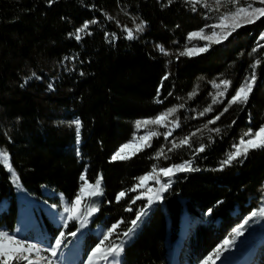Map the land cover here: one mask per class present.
<instances>
[{"label": "trees", "instance_id": "16d2710c", "mask_svg": "<svg viewBox=\"0 0 264 264\" xmlns=\"http://www.w3.org/2000/svg\"><path fill=\"white\" fill-rule=\"evenodd\" d=\"M247 3L262 6L259 0L235 4L230 0L171 4L168 0H54L51 5L48 0H0V148L9 152L18 176L13 178L0 161V203H7L0 211V230L13 232L22 208L17 199L20 191L35 198L33 227L25 237L43 232L48 240L54 239L59 227L47 219L37 201L59 205V198L43 196L42 188L71 200L82 174L91 184L102 177L103 195L94 200L99 211L80 242L86 254L99 241L91 232L94 228L106 230L123 220L117 229L123 232L146 203L139 200L133 211H126L140 191H128L120 202L117 193L131 189L154 165L167 167L193 159L200 171L171 178L162 200L154 203L125 244L120 260L121 264H168L185 219L179 254L184 264H200L264 204V149L252 150L243 163L219 170L232 145L249 128L264 125V48L257 47L264 17L243 25L222 43H212L205 53H179L186 46L209 44L199 38L189 40L188 34L204 28L209 35L206 25ZM92 20L96 23L81 31L82 39L77 41L76 30ZM141 22L143 30L137 31ZM129 31L134 39L127 38ZM256 61H260L257 82L248 104H233L209 123L227 106ZM165 74L168 79L158 96ZM225 79L231 84L226 97H220L216 85ZM214 98L222 103H213ZM209 106L212 111L205 112ZM173 108L176 111L163 125L136 128L137 120L154 119ZM77 118L79 142L71 123ZM215 128L221 131H211ZM137 131L159 135L130 159L112 161ZM169 131L172 134L165 139L163 134ZM185 138L187 143L181 144ZM202 144L205 151L194 156ZM161 149L163 155L157 158ZM258 222L264 224V217ZM75 229L76 224L70 223V230ZM111 240L119 242L115 236Z\"/></svg>", "mask_w": 264, "mask_h": 264}, {"label": "snow or ice", "instance_id": "6c2138e0", "mask_svg": "<svg viewBox=\"0 0 264 264\" xmlns=\"http://www.w3.org/2000/svg\"><path fill=\"white\" fill-rule=\"evenodd\" d=\"M54 0H48L49 5H51ZM169 4L173 0H168ZM189 3H192L193 0H188ZM198 2V0H197ZM219 3V0H217ZM237 0H230V3L235 4ZM245 2V0H241ZM259 4L262 6L255 7L251 3H247V6H238L234 11H229L224 15H221L218 18V22L206 25L205 27L211 29V33L206 35L204 28H201L199 31H194L188 34V39L199 38L202 40L209 41V44H206L203 47H185L183 51L179 53L180 56H193L200 53H205L209 50L212 43L220 44L224 40H227L229 36L232 35L237 29L241 28L243 25L252 24L255 21L260 20L261 17H264V0H259ZM195 10V8H193ZM96 23L95 20L86 21L82 28L76 30L75 39L77 41L81 40L80 36L81 31H86L89 24ZM220 29L221 32L218 33L216 30ZM137 31L143 30V22L136 26ZM73 35V34H69ZM128 39H134L132 32H128ZM259 41H264V32H261L259 40L257 42L258 48H264V44H261ZM157 47H160L159 45ZM161 51H164L160 47ZM256 51V48L253 49ZM260 61H256L251 65V73L246 76L245 80L242 82L241 86L236 89L235 94L227 100V106L216 115L213 120L209 123H215V120L220 119V117L227 112L229 107L233 104L247 105L250 99V96L253 92V89L257 82V72L256 67ZM35 75V74H33ZM83 75V73H81ZM168 79V74L161 79L160 87L157 89V95L159 96L161 88L164 86V81ZM231 82L229 80H221L219 85H216L218 89L217 95L220 97H226L228 89ZM221 85H223V90H219ZM51 88L52 85H49ZM171 95V93H169ZM193 93L189 94V98ZM158 103H162L161 100H157ZM222 101H217L215 98L213 103ZM179 107H183L180 105ZM176 111L175 108L167 110L165 113L156 116L154 119H145L137 120L135 122L136 128L139 129L141 125H163L166 121V118L169 114ZM212 111L211 106L205 109V112ZM204 115V113H200ZM76 126V134L79 142L80 135V120L71 122ZM233 124L236 122L233 121ZM176 127H179V123L176 124ZM174 130V129H173ZM219 133L221 130L218 128L211 129ZM171 131L164 133L165 139L171 135ZM159 133L149 132L147 136L140 137V140H143L145 143L137 147L136 152H133L131 155H136L137 152L143 151L145 147H150L151 137L157 136ZM181 144L187 143V138L180 142ZM130 143H126L120 146V148L112 155V161H125L131 158L130 155L126 154L125 150L131 147ZM173 147H176L175 143ZM206 146L201 145L194 152V156L198 157L200 153L205 151ZM256 149H264V125H261L259 129L253 130L249 128L248 132L241 136L238 142L232 145V150L229 151L226 158L220 162V169L223 170L226 166H232L234 163L239 162L243 163L250 151ZM171 151V149H169ZM163 155V149L157 153V158ZM10 154L6 149L0 148V161L3 162V166L10 172L13 178H17V173L14 171L12 165L9 162ZM200 171V168L194 166V160L188 159L179 164H171L167 167L153 166L151 173L140 176L138 183L134 184L131 189L122 190L116 194V201L120 202L124 198L128 191L135 192L137 189H145V191H140L136 196H133L129 202L126 211H133L132 205L136 204L139 200H146L138 210L135 211V217L131 219L130 226L123 232H118L117 229L120 223L124 221H117L112 223L110 227L102 231L99 241L95 244L94 247L87 253V259L82 261V264H121V254L124 251L125 244L129 239L133 237L137 228L142 223L144 217L149 214L151 207L154 203L162 200V194L167 191L171 184V178L178 173L186 172H196ZM154 174V175H153ZM161 177L167 178L166 182L161 181ZM80 187L74 197L71 200L62 197L61 205L52 204L50 208L53 210H58L62 207V212H53V220H56L57 214L59 215V220L57 221L59 228L56 233H54V239L47 240L42 239L38 241H32L27 238L21 237L18 232H10L8 230H0V264H58L59 258L63 255L62 250L68 247L69 240L71 237L76 239L78 234H81L82 229H84L90 222V219L95 213L99 211L100 205L95 203L94 200L98 196L103 195L102 187V177H98L94 184L89 183L86 180V176L82 174L79 177ZM154 180L158 188L146 187V182L149 180ZM209 214L212 212V209L208 210ZM256 217H264V207H260L258 210H253L250 215L245 218V220L232 229V234L230 237H225V239L216 246L212 253L201 262V264H208V261L213 260L221 261L223 264L224 256L223 254L230 251L233 246L236 245L238 237H242L245 233L246 228L250 226V222L253 221ZM70 222H76V229L70 230ZM115 236L116 240L119 242H113L111 238ZM122 237V239H121ZM42 253H47V256L42 255Z\"/></svg>", "mask_w": 264, "mask_h": 264}, {"label": "rangeland", "instance_id": "374dc122", "mask_svg": "<svg viewBox=\"0 0 264 264\" xmlns=\"http://www.w3.org/2000/svg\"><path fill=\"white\" fill-rule=\"evenodd\" d=\"M144 136H147V134L137 131L136 134L134 135V138L129 142L132 146L125 150L126 154L131 156L133 152H136L137 147L145 143L143 140H140V137H144ZM150 182H152L151 179L146 182V187H153V188L159 187V185H157L156 183H150ZM137 190L145 191L146 188L137 189ZM41 194L50 199H52L55 196L54 193L46 191V190L44 191V189L41 191ZM19 198L24 199V197H21V196H19ZM61 200H62V197L60 196L59 205H61ZM23 201H26L27 204L24 206V208L19 213L17 226L18 224L21 225V223L24 221H30L29 224L31 227L32 226L31 225L32 211H31L30 206L35 201V198L30 196L28 199L23 200ZM37 203L43 212H45L43 206L50 208V205H52L49 201H45V200H38ZM6 207H7L6 201H2L0 203V211L5 210ZM260 207H264V204ZM54 211L62 212V207ZM45 214L47 218L49 219L50 216H48L47 213ZM258 218L259 217H256L253 221L250 222V226L246 228L244 235L242 237L237 238L236 245L233 246L230 251L223 254L224 256L223 264H235L239 258L245 257L249 253H250L249 259L247 258V262L245 264H264V253H263L264 252V224L259 223ZM22 219L23 221H21ZM50 219L52 220V218ZM52 224L55 227H59L58 223L53 220H52ZM17 226L15 227L14 232H18ZM182 226H183V230L187 228L185 219H183L182 221ZM26 228H29V227H23V226L20 227V231L18 233L21 237L24 236L26 233L29 234L30 231L32 230V228H29V229H26ZM102 231H104L102 228L97 227L96 229H94L93 233L97 234L100 239L102 238L101 237ZM231 234L232 232L230 233L229 237L231 236ZM183 235L184 234H182V237ZM27 239L32 240V241H38L42 239H47V237L45 233L42 232L39 235H35L33 233L29 235ZM68 240L70 241L68 244V247L62 250L63 255L59 258L58 264H82V261L87 259V254H83L80 250L79 243L81 239L79 237V234L76 239L69 237ZM42 255L47 256V253H42ZM208 256L209 255H207L206 257ZM178 259L180 260V264H184L185 259L181 254L178 255ZM214 259H215L214 257L210 259L208 261V264H213ZM215 264H221V261H215Z\"/></svg>", "mask_w": 264, "mask_h": 264}, {"label": "bare ground", "instance_id": "6f19581e", "mask_svg": "<svg viewBox=\"0 0 264 264\" xmlns=\"http://www.w3.org/2000/svg\"><path fill=\"white\" fill-rule=\"evenodd\" d=\"M43 208H44V211L48 214V216H50V218H52V220H53L52 213L55 212V211L53 209L49 208V207H46V206H43ZM58 220H59V215L57 214L56 220H53V221L57 222ZM21 221H23V219ZM29 222L30 221H24V222H22L21 225H18L17 231L19 232L20 231V227H22V226L23 227H30ZM178 244L179 243H177V246H178ZM174 252H176V251H174ZM249 255H250V253L247 256H245V257L239 258L238 261L235 264H243V263H246L247 262V258L249 257Z\"/></svg>", "mask_w": 264, "mask_h": 264}]
</instances>
